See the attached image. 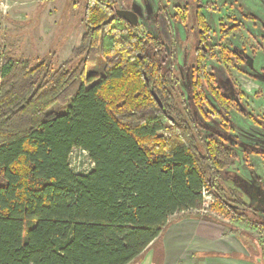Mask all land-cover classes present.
<instances>
[{"label":"trees","instance_id":"obj_1","mask_svg":"<svg viewBox=\"0 0 264 264\" xmlns=\"http://www.w3.org/2000/svg\"><path fill=\"white\" fill-rule=\"evenodd\" d=\"M84 22L56 70L0 51V264H129L174 214L203 208L204 188L242 216L218 184L235 153L178 102L166 44L113 0H92ZM77 148L91 171L71 169Z\"/></svg>","mask_w":264,"mask_h":264},{"label":"rangeland","instance_id":"obj_2","mask_svg":"<svg viewBox=\"0 0 264 264\" xmlns=\"http://www.w3.org/2000/svg\"><path fill=\"white\" fill-rule=\"evenodd\" d=\"M91 1L0 0V51L33 64L46 59L58 69L81 46ZM113 1L138 13L140 38L159 37L169 46L178 102L187 103L205 138L235 153L218 184L242 201V216L228 211L208 188L206 210L189 213L237 229L244 242L264 249V0ZM180 15L187 17L186 25ZM70 167L87 173L94 163L77 148ZM181 215L188 212L171 219Z\"/></svg>","mask_w":264,"mask_h":264},{"label":"crops","instance_id":"obj_3","mask_svg":"<svg viewBox=\"0 0 264 264\" xmlns=\"http://www.w3.org/2000/svg\"><path fill=\"white\" fill-rule=\"evenodd\" d=\"M187 212L174 214L160 236L129 264H264V249L244 242L237 229Z\"/></svg>","mask_w":264,"mask_h":264},{"label":"water","instance_id":"obj_4","mask_svg":"<svg viewBox=\"0 0 264 264\" xmlns=\"http://www.w3.org/2000/svg\"><path fill=\"white\" fill-rule=\"evenodd\" d=\"M115 14L118 17L126 20L128 23H130L133 26H136L139 23V15H138V13H136L133 10L115 7ZM166 47H167V51H168V54H169V52H170L169 46L166 45ZM140 57H142V56H140ZM152 93H153L154 97L156 98V100H157L158 104L160 105V107L165 111V106H164L162 100L154 92L153 89H152Z\"/></svg>","mask_w":264,"mask_h":264},{"label":"built area","instance_id":"obj_5","mask_svg":"<svg viewBox=\"0 0 264 264\" xmlns=\"http://www.w3.org/2000/svg\"><path fill=\"white\" fill-rule=\"evenodd\" d=\"M84 151V150H83ZM72 154V153H71ZM207 193H209V191H207V188H204V191H203V195H204V204H203V208H201L200 210L204 211L206 210V204H207V201H206V196L208 195Z\"/></svg>","mask_w":264,"mask_h":264},{"label":"flooded vegetation","instance_id":"obj_6","mask_svg":"<svg viewBox=\"0 0 264 264\" xmlns=\"http://www.w3.org/2000/svg\"><path fill=\"white\" fill-rule=\"evenodd\" d=\"M202 48H203V49H205V47H204V46H203Z\"/></svg>","mask_w":264,"mask_h":264}]
</instances>
